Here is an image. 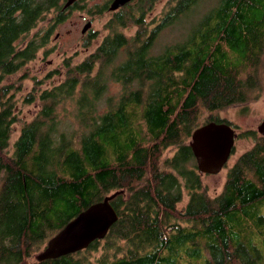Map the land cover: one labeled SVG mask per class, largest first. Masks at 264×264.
Masks as SVG:
<instances>
[{"label":"trees","instance_id":"1","mask_svg":"<svg viewBox=\"0 0 264 264\" xmlns=\"http://www.w3.org/2000/svg\"><path fill=\"white\" fill-rule=\"evenodd\" d=\"M79 1L65 8L67 0H0V264H264V134L215 197L203 188L188 142L200 125L228 122L215 111L264 88V0H212L206 9L207 0H173L152 22L146 14L158 0L131 1L114 12L112 31L93 53L67 64L64 80L27 95L41 108L11 148L19 114L9 78ZM133 4L136 11L126 12ZM186 14L195 20L189 38L154 54L162 31ZM129 23L137 28L132 37L122 30ZM203 110L210 116L201 123ZM118 190L119 219L104 239L29 261L82 210Z\"/></svg>","mask_w":264,"mask_h":264},{"label":"rangeland","instance_id":"2","mask_svg":"<svg viewBox=\"0 0 264 264\" xmlns=\"http://www.w3.org/2000/svg\"><path fill=\"white\" fill-rule=\"evenodd\" d=\"M172 1L158 0L153 5V8L147 12L146 20L152 22L155 18L161 17L168 10ZM79 2V6L68 9L67 18L63 23L57 25L51 34L49 43L38 52L37 57L19 73L9 78V81H14L18 87L15 90V97L18 102L17 112L19 114L18 121L13 129L11 148L19 136L23 123L35 118L41 108V103L37 100L27 104L25 102L27 95L32 92L39 94L41 90L51 88L64 80L68 70L67 64L70 63L73 66L82 62L96 50L104 37L112 31V29H107L106 26L115 11L105 10L103 14H98L100 13L99 8L110 3L111 0H80ZM211 3L212 0H207L203 3L202 8L206 9ZM133 5L134 8L130 6L126 12L130 13V9L136 11L137 6L136 4ZM48 21L49 19L41 23L38 28H45ZM88 21L92 22L91 28L83 33L82 30ZM194 25L193 14L182 16L175 24L162 31L156 40L153 53L161 52L166 45H176L187 40L192 33ZM122 30L127 37H132L137 28L132 23H129ZM56 71L59 72L49 78L47 77L50 72ZM114 89H119V87L115 86ZM114 89H111V92H114ZM252 97L254 98L248 102L234 104L214 112L218 119L230 122L236 131L237 137L234 151L223 170L217 174H201L203 188L210 197H215L223 191L229 169L236 163L240 155L250 149L263 135L258 131V126L264 119V88L258 96ZM68 108L71 109V105H68ZM208 116H210V113L208 114L207 111L203 110L199 115V122L203 123ZM247 132L250 133L246 134ZM188 142H190V139ZM173 152L174 149H168L165 151L164 156H170ZM188 200L189 198L185 193L178 207L180 209L184 208ZM44 245L32 253L29 261L37 260L36 256L44 249ZM102 251L103 249L101 248L96 254L93 253V256H100Z\"/></svg>","mask_w":264,"mask_h":264},{"label":"water","instance_id":"3","mask_svg":"<svg viewBox=\"0 0 264 264\" xmlns=\"http://www.w3.org/2000/svg\"><path fill=\"white\" fill-rule=\"evenodd\" d=\"M76 0H67L65 8ZM133 0H111L110 11H117ZM88 21L82 32L91 28ZM264 134V119L258 126ZM236 131L229 122L209 121L197 127L191 136L190 147L196 159L200 174H217L223 170L235 148ZM124 190L115 191L102 200L89 205L62 229L54 234L36 258L39 262L57 259L87 249L94 241L104 239L113 225L118 221L119 214L112 200Z\"/></svg>","mask_w":264,"mask_h":264}]
</instances>
